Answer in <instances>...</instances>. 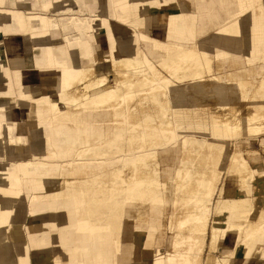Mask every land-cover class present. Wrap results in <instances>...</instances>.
I'll use <instances>...</instances> for the list:
<instances>
[{
    "label": "bare ground",
    "instance_id": "bare-ground-1",
    "mask_svg": "<svg viewBox=\"0 0 264 264\" xmlns=\"http://www.w3.org/2000/svg\"><path fill=\"white\" fill-rule=\"evenodd\" d=\"M196 1L197 4L199 0ZM207 3L208 9L203 16L209 13V16L217 18L211 2L207 0ZM0 4L18 6L17 0H0ZM175 4L177 12L170 14L169 18L183 26L174 27L172 24L173 28H164L163 21H160L153 27L159 26L157 35H160V30H166L174 35L172 39H188L187 48L182 49L174 44L168 48L162 42L155 44L153 40H148V28L152 27L147 22L145 26L128 29L129 33L131 30L138 32L136 44L141 45L140 49H135L130 42H113L109 36L102 40L99 33L102 31L103 34L108 29L103 26L101 30L95 29L90 24L92 33L89 39L93 47L89 56H72L74 69L71 70H67L71 64L65 52L53 57L54 67L57 68L53 75L63 78L67 86L72 85L71 91L53 99L46 93L29 98L27 114L20 109L22 117L27 119L22 121L26 123L17 121L23 126L18 138L10 141L7 134L0 136V142L6 149L9 143L17 141L25 148L23 152L26 155L36 157V161L17 163L16 173L13 174L27 183V190L31 192L28 197L30 201L27 200L33 209V218L26 221L18 214L20 207L13 210L14 198L0 200V228L7 223L18 224L19 229V224H27L30 242L37 247L36 251H32L33 264H217V255L231 232L229 222L232 211L229 209H232V204L227 200L232 193L230 176L235 175H238L239 187L245 186V179L249 175L253 184L248 223L236 229L242 235L237 257L244 261L252 252L263 254L264 165L254 167L251 164L250 168L257 170L252 174L244 158L251 155L248 151H245V155L240 144L232 148L221 144L219 149L214 148V140L210 137L200 142L189 135V128L201 126L209 134L208 122L199 125L198 121L188 120L193 119L196 102L197 108H202L199 112L208 111L211 118L220 117L225 126L238 134L244 135L248 131V135L254 138L250 141H257L259 152L264 154V142H260L264 139L263 102L257 96V104L253 105L252 98H249L253 93L244 98L243 95L233 94L229 86L231 82L227 83V87L221 82L225 78L227 81L241 79L248 83L254 75L264 81V66L246 65L241 58L232 56L227 60V69L223 68V73L213 69L206 70V77L201 76L202 72L199 69L196 71V57L193 55H209L208 62L216 63V58L211 56L215 49L212 51L211 48L226 47L219 43L222 33L216 26L221 22L212 23L215 27L208 19L203 22L192 7L191 0H176ZM158 7L160 5L146 12L147 18L144 20H150L152 13H158L153 20H169L167 11ZM248 15L249 12L237 13L233 19L235 24H244L245 34L242 36L238 33L240 37L235 41L237 47H229L250 53L251 49L246 47L250 44L254 50L262 52L261 47L251 41ZM59 16L57 23L64 32L70 33L72 26L67 12ZM224 17L226 15H221L220 19ZM199 22L203 25L201 29H196L194 24ZM112 31L124 32L117 28ZM226 31L227 28L224 29ZM7 33L2 25L0 39ZM78 36L85 39L83 32H79ZM203 43L210 54L202 53L200 44ZM76 44L74 47H77ZM99 46H104L107 54L101 60L95 55ZM174 48L175 51L185 50L182 55H187L183 57L185 61L179 59L174 65L176 68L180 66V70H190L191 76H184L182 72L175 77L173 68L167 67L169 51ZM155 51L157 59L151 56ZM24 52L26 50L22 43H11L10 38L0 45V55H24ZM132 52L139 57L127 56ZM90 60L95 64L83 68L85 64H90ZM218 64L222 65L219 60ZM171 78L173 82L169 83ZM189 78L196 81L189 82ZM80 80L82 83L78 85ZM184 87H191L194 94L202 98L186 97L182 91ZM259 88L257 85L255 89ZM166 93L172 95L173 100H158V96L164 97ZM186 100L190 107L185 105ZM34 109L40 110V113L31 119L28 111ZM102 117L106 119L102 120ZM184 127L186 129L183 130ZM63 129L69 132V136L60 142L59 135ZM175 129L180 130L177 143L169 151H157L171 140ZM131 151L137 152L130 163H126L125 158L123 162L119 160L122 164L111 166L97 162L92 167L88 163L108 157L117 158L121 154L126 157ZM166 155L186 161L187 171L178 163L172 166L169 180L168 173L161 165L150 169L145 166L147 163L153 165ZM227 155L230 161L224 170L225 163L221 161ZM15 158L20 160L21 153H16ZM54 160L64 162L56 165ZM28 167H31L30 171ZM41 208L44 211H39ZM52 209L57 213L52 215ZM13 211L16 214L10 215ZM139 215H146L147 222L150 221L157 231L164 229L170 237L168 249L156 248V252H152L151 247L158 233L146 228H141L142 232H139L130 227L137 224ZM52 235L57 246L54 251ZM0 240H5V233L1 230ZM13 240L20 262L29 263L27 250L21 253V248L28 245L24 234L17 231ZM145 244L150 247L145 248ZM127 250L133 257L128 256L124 263L122 255ZM10 251L9 245L7 252L0 247V264H9L7 255H10Z\"/></svg>",
    "mask_w": 264,
    "mask_h": 264
},
{
    "label": "crops",
    "instance_id": "crops-1",
    "mask_svg": "<svg viewBox=\"0 0 264 264\" xmlns=\"http://www.w3.org/2000/svg\"><path fill=\"white\" fill-rule=\"evenodd\" d=\"M191 1L192 7L200 15L203 22L208 19L212 27H215L212 23L220 21L221 23L216 26L217 29L227 28L228 35H222L220 42L227 43L230 46L236 44L235 41L240 37V33L242 36L245 34L244 24H235L233 19L237 13L249 12L247 25L251 32V41L264 49L262 47L264 46V0H209L212 4L213 13L218 14L217 18L209 16V13L208 16H203L208 9L207 0H199L197 4L196 0ZM175 2L176 0H138L137 2L133 0H17V7L0 4V27L3 25L8 31L0 39V45L6 43V40L10 38L11 43L19 41L26 50L24 55H0V136L7 134L10 141L12 137H18L19 130L23 129V126L19 123V125L15 124L11 127L9 125L6 127V125L7 123L11 124L12 119L20 121L23 118V111L21 112L20 109L26 107L29 98L43 93H46L52 99L58 95H66L65 92L60 93L63 92L62 89L65 87L63 85L64 80L55 78L53 75L57 71V68L54 67V55L59 53L64 55L65 52L71 64V67L67 70H71L74 69L71 61L72 56H89L92 53V45L86 40L83 41V47L78 51L74 46H70L72 41L66 38L62 26L57 23L60 13L67 12L68 18H70L69 24L72 27L76 23V17L83 19V26H87V22L91 17H94L96 27L99 30L102 29V26L108 29L103 34H101L102 31L99 33L102 40L109 36L113 42H130L135 45L137 31L131 30V33H129L127 23H132L133 27L139 26L138 24L143 19V15L159 5L167 13H175L177 12ZM258 14L259 19L257 18ZM221 15H226V17L220 19ZM149 18L154 19V16ZM172 21L170 18L169 20H163V27L173 28L172 24L174 27L183 26L177 20L174 23ZM202 25L200 22L194 24L196 29H201ZM113 28L123 29L124 32H114L112 31ZM230 33L236 34L231 35ZM49 59L50 64H48ZM45 72L47 74L44 77ZM33 79L41 80V88L32 87L34 84ZM67 87L69 88L70 85ZM17 145L19 143L14 141L13 144L9 143L6 149L0 142V168L2 169L0 171V200L8 197L15 199L23 193L24 181H20L19 178L13 175L17 166L14 161L15 154L19 151ZM10 165H12L11 171L9 170ZM39 211H44V209L41 208ZM51 211L52 215L57 213L54 209ZM39 213L41 214V212ZM14 214H16V211L10 213V215ZM18 214L26 220L28 213L21 209ZM19 226L20 229L18 224L7 223L0 228L1 232L5 233V240H0L1 250L7 252L8 245L11 249L10 255H7L9 264L21 263L20 255L16 251L13 240L17 231L24 234L28 243L25 248H21V253L27 250L30 262L33 259L32 251L37 250V247L30 242L27 224L24 222ZM157 241L156 239L155 243L158 245ZM6 243L8 245H5ZM155 243H153V247ZM56 247L54 235H52L53 251ZM128 256L133 257L130 251H124L122 255L124 263L127 262L125 260L128 259ZM245 264H264V252L262 255L252 252Z\"/></svg>",
    "mask_w": 264,
    "mask_h": 264
},
{
    "label": "rangeland",
    "instance_id": "rangeland-1",
    "mask_svg": "<svg viewBox=\"0 0 264 264\" xmlns=\"http://www.w3.org/2000/svg\"><path fill=\"white\" fill-rule=\"evenodd\" d=\"M158 8H162V7H158ZM156 11H158V10H156ZM157 14L158 13H156V15ZM168 14L169 15L167 17L169 19L170 14H175V13L168 12ZM82 15H83V13H82ZM156 15H155V13H152V17L153 16L157 17ZM142 18L143 19L138 24L139 26H145L148 23L152 27L151 29L148 28L149 29V33L147 35L148 40H153L155 42V44L162 42L168 48H171L170 45H172V44H174V46H176V47L181 46L182 49L187 48L186 46H188L189 40L185 39V38L181 39V40L180 39H172L174 37V35L170 31L164 30L162 32V30H160V35H157V33L159 32V29H158L159 26L153 27V25L155 23H160V21H163L162 19L144 20L147 18V14L143 15ZM246 18L248 19V17H246ZM257 18L259 19V14L257 15ZM91 20H93L92 23H90ZM83 23H84V21L81 17H76V23L73 25L70 33H66L63 31L65 33L64 35L66 36V38L69 39L70 41H72L70 44L71 47H73L74 43L77 42V44H76L77 47H75L76 49L82 48L83 47V41H85V40L87 42H89L93 47V44L91 43V41L89 39V35H91L90 33H92V31L90 30L91 27L89 25L92 24V26H94L96 29L97 28L96 27V19H94V17L93 18L91 17V19L87 22V26H83ZM236 23H239V22H236ZM132 25L133 24L130 22L127 23V28L134 29V28L139 27V26L133 27ZM76 31H78V32H76ZM220 31H221L222 35H226V36L228 35L227 31L224 32V29L220 30ZM79 32H83L85 34V39H81V37L78 36ZM138 36L139 35L137 32L136 38H138ZM136 38H135V43H134L135 49H136V47H137V49H140L141 45H139L138 43L136 44V40H137ZM220 40H222V38ZM219 43L225 44L226 47L220 48L218 46L217 48H211L212 51H213V49H215L212 52L213 55H211V56H214L216 58V63L208 62L207 58L209 57V55H193L196 57V60H195V63L197 66L196 71L199 69V71L202 72L200 74L201 76L206 77L208 74V73L206 74V72H207L206 70L212 71L213 69H219V71L221 73H223V71H224L223 68L227 69V65H226L227 60H229L230 57H232V56H237V57L241 58V61L246 65H253L256 67L257 66H264V49H261L262 52H260L259 49L254 50L250 44H247L246 47L251 49L250 50L251 52L246 53L242 49L240 51L236 48H230L229 47L230 45L227 43H224V42H219ZM233 46L237 47L236 44ZM256 46L259 47V45H256ZM200 47H201L200 49L202 50V53L210 54L208 47L204 43L200 44ZM262 47H264V46H262ZM173 50L175 51L176 49L174 48L171 51H169V55H168L169 58L166 61L167 67L169 69L173 68L172 69L173 75L175 77L178 76L180 73L181 74L184 73L185 74L184 76H186V75L191 76L192 74H191L190 70H187L185 68H183V70H180V68H179L180 66H178V68H176V66L174 65L178 62L179 59H182L183 61H185V59H183V57H185L187 55H182V53L185 54V52H184L185 50L179 49L178 51H175V52ZM91 52H92V50H91ZM156 52L157 51L154 52V55H151V56L155 57V59H157ZM131 54L132 55H127V56L135 57V58L139 57V55H134L135 52H132ZM176 54H178V55H176ZM95 55H96V58L98 60H101L102 57H105L107 54L105 52L104 46H103V48L100 47L95 52ZM218 60L222 63L221 66L218 64ZM139 62L140 61H138V63ZM94 64H95L94 61L90 60V64H85V67L83 66V68H90ZM178 70H180L181 72L178 73ZM251 75L253 76V74H251ZM257 77L258 76L254 75L253 77H251V79L249 78L248 83H245L241 79L240 80H228L227 81L225 78H222L221 82L224 85H226L225 87H227V83L230 84V82H231V84L229 86H230V89L232 90L233 94H238L240 96L243 95L244 98L248 97L250 94L253 93L252 96H249V98L251 97L253 100V105L257 104L256 100H257V96H258V99H260L263 102V109H264V81H260L259 78L257 79ZM179 78H182V77L180 76ZM61 79H63V78H61ZM189 79H190L189 82H192V83H193V80L196 81V79H193V78H189ZM33 81H34V84L32 85V87H35L36 89L41 88L42 82L40 79L39 80L33 79ZM171 82H173V78L169 79V83H171ZM81 83H82V81L80 80L78 82V85H81ZM63 85L65 87H64V89H62L63 92H60V93L65 92V94L67 95L69 93V91H71L73 86L71 85V87L68 88L66 85V82L63 83ZM257 85H259V87H260L259 89H255L257 87ZM179 88H181V87H179ZM182 91L186 97L202 98L200 96L195 95L191 87L190 88L184 87V88H182ZM166 92H167V90H166ZM159 99H165L167 101H171V100H173V97H172V95L166 93L164 97L158 96V100ZM202 101H205V99ZM170 103H168V104H170ZM28 105H29V103H27L26 107L23 108L24 114H27ZM185 105L190 107V105L188 104V100L185 101ZM194 107H195V111L193 114V119L190 118L188 121H192V120L198 121L199 125L202 124L201 122H208V124L210 126V129H209L210 133L207 134L202 129L201 126H199V127H196V126L192 127L191 126L189 128V130H190L189 135L194 136L200 142H202L206 138L210 137L211 139L214 140V148H219V149H220L221 144H225L228 148H232L235 145L240 144V147H241V149H243L244 154L247 155L246 152L248 151V154L251 155L249 157H247V156L244 157L249 168H250L251 164L254 167L257 166L258 164L264 165V154L262 152H259L260 151L259 150V144L257 141H250L254 138H252L250 135H248L249 134L248 131H245L244 135L238 134L237 131H234L233 129L225 126L222 123V120H220L221 119L220 117L214 116L211 118L209 116L208 111L199 112L198 110L201 109V111H202V108H197L196 102L194 103ZM28 112H30L28 114L30 115V118L32 119V118H34V115L40 113V110L34 109L33 111L29 110ZM26 119L27 118H25V119L22 118L20 120L21 123H26V122H22V121H25ZM101 119L105 120L106 118L102 117ZM15 124H18L15 119L11 120V124L7 123V125H15ZM190 125H191V122H190ZM184 129H186V127H184L183 130ZM142 131H144V130H142ZM61 132L62 133L59 135L60 136L59 141L64 142L66 140V138L69 136V132L66 129L61 130ZM172 132L173 133H172L171 140H169L164 146L156 149L157 151H163V150L169 151L177 143L176 140H178V138H180L179 137L180 135L178 134L180 132V130L175 129ZM263 134L264 133H262V135ZM17 138L12 137L13 140H16ZM247 141H249V142H247ZM260 142H264V139L260 140ZM17 147H19V151L17 152V154L20 152L22 155V158L20 160H17L14 157V159H15L14 161L16 163H26L28 161H36V157L34 155H26V152H23V150H25V148L23 149V146L17 145ZM256 149H258V153L257 152L254 153L256 151ZM136 152L137 151H131L130 154L125 155L126 157H123V155L121 154L117 158H115L116 156H114L112 158L108 157V158H103L102 160H99V161H90L88 163H89V166H92V167L96 166L97 162H104L107 164V166L108 165L111 166V165H117V163L122 164L123 158H125L126 163H130L132 161V159H134ZM254 154H256V155H254ZM120 159L122 160V162L119 161ZM229 161H230L229 155H227L226 158L221 161V162L225 163L224 170L226 169V166H227ZM250 161L252 163H250ZM62 162H64V161H58L57 160V162H55V160H54V163H57L56 165H60ZM178 163L181 165V168H183L185 171H187V167H188L187 162L186 161L182 162L178 159L176 160V159H174L173 155L161 156L160 161L153 162L152 163L153 165H151L150 163H147V164H145V166H147L150 169V167H155V165H157V164L161 165V167L166 171V173H168V175H169L168 179L170 180V176L172 174V166H174ZM254 167L250 168L252 174H255L257 172L256 168H254ZM1 170L2 169L0 168V171ZM9 170L10 171L12 170V165H10ZM27 170L30 171L31 167H28ZM15 173H16V171H15ZM158 176H159V178H164V176H161V175H158ZM184 179L187 180V177L185 176ZM237 179H238V175L230 176V181L232 182V188H231L232 193H230L229 198L227 200V203L232 204L231 205L232 209H229V211H232V213H231L232 216H231V219L229 222V228H230L231 232L227 236V238L224 240L220 254L217 255V260H216L217 264H245L247 261V259H244V261H241V259L239 257H237L238 256L237 252L239 251V248H238L239 244L238 243H239V240H240L242 235H240L236 231V229L242 228L243 226H245L248 223V220H249L248 215L250 214L248 211H251V208H250V191H251V189L253 190V184H251L250 175L245 179V186L244 187H239ZM23 181H24L23 193L21 195H19L18 197H16L14 199V202H12V203H14L13 204V210L15 209V207H20V209H24V211H27L28 214L26 217V221H28L29 219L33 218L34 212L32 210L30 202H29L30 199L28 198L31 196V192L27 190V183L25 182V180H23ZM27 199H29V201ZM133 207H136V206H133ZM104 209H105V211H109V210H106V208H104ZM92 211H96V210H92ZM163 211H166V210H163ZM31 213H32V216H31ZM147 218L148 217L146 215L137 216V224L130 225V227H132L135 231H139V232L142 230L141 228H146L149 231H155L158 233V236L156 239L158 240L157 242L159 244L157 245V243L154 242L155 246L151 247L152 252H156V248L168 249L169 244H170V237L168 235H166V232L163 231L164 229L162 230L161 227H160L161 230L159 229L157 231V228L153 227L150 224V221H149V223L147 222ZM263 243H264V241H263ZM149 247H150L149 245L145 244V248H149ZM150 262H152V258L150 259ZM31 263L32 262H30V263H19V264H31ZM146 264H149V262L148 263L146 262Z\"/></svg>",
    "mask_w": 264,
    "mask_h": 264
}]
</instances>
